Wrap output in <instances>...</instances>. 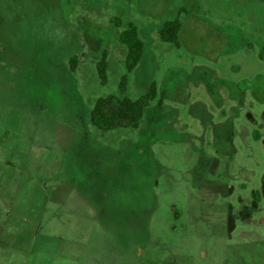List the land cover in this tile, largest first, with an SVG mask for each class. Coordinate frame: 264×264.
Returning a JSON list of instances; mask_svg holds the SVG:
<instances>
[{
  "label": "rangeland",
  "instance_id": "rangeland-1",
  "mask_svg": "<svg viewBox=\"0 0 264 264\" xmlns=\"http://www.w3.org/2000/svg\"><path fill=\"white\" fill-rule=\"evenodd\" d=\"M129 22L158 96L104 133ZM0 264H264V0H0Z\"/></svg>",
  "mask_w": 264,
  "mask_h": 264
},
{
  "label": "trees",
  "instance_id": "trees-1",
  "mask_svg": "<svg viewBox=\"0 0 264 264\" xmlns=\"http://www.w3.org/2000/svg\"><path fill=\"white\" fill-rule=\"evenodd\" d=\"M111 23L117 28L123 27V23L118 17H113ZM182 26L181 15L165 21L160 31L161 41L179 47ZM119 42L128 49L126 57L127 74L121 78L120 94L98 98L90 112L91 124L104 133L121 128H139L146 109L158 96L156 84H152L149 91L138 99H131L126 96L129 83L128 74L134 71L142 61L146 44L140 38L138 27L131 22L127 23L126 28L121 32ZM108 57L109 51H103L102 57L97 63L98 75L102 85H106L108 82ZM78 64V56L75 55L69 59L72 72L77 71Z\"/></svg>",
  "mask_w": 264,
  "mask_h": 264
}]
</instances>
